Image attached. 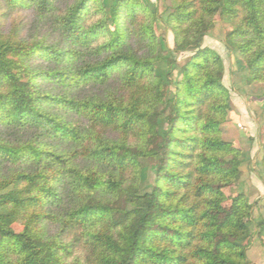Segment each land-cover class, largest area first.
Returning a JSON list of instances; mask_svg holds the SVG:
<instances>
[{
	"label": "trees",
	"instance_id": "obj_1",
	"mask_svg": "<svg viewBox=\"0 0 264 264\" xmlns=\"http://www.w3.org/2000/svg\"><path fill=\"white\" fill-rule=\"evenodd\" d=\"M2 1L50 29L30 40L0 30V264H248L252 205L244 193L226 204L224 191L241 164L220 129L230 95L201 41L218 13L231 26L226 47L264 82V0H170L173 48L157 8L139 0ZM148 158L154 181L141 193Z\"/></svg>",
	"mask_w": 264,
	"mask_h": 264
},
{
	"label": "rangeland",
	"instance_id": "obj_2",
	"mask_svg": "<svg viewBox=\"0 0 264 264\" xmlns=\"http://www.w3.org/2000/svg\"><path fill=\"white\" fill-rule=\"evenodd\" d=\"M139 1L149 3L150 6L157 8L160 19L156 23V31L162 35L167 46L173 48V34L165 28L162 21L172 12L171 1ZM49 29L48 19H40L34 9L11 11L0 0V30L3 33H17L20 37L30 40L32 38L45 37ZM230 29L229 23L217 13L212 27L206 29V34L201 41V47L215 51L222 60L224 69L222 84L229 92L231 109L226 120L220 124L221 135L225 141L230 142L238 150L237 155L241 161L238 182L224 189L225 194L229 197V201L226 204H229L230 199L235 195L244 193L248 202L252 205L251 215L248 219L250 240L246 245L247 260L248 264H264V167L261 164L263 156L262 146L264 144V82L260 80L250 82L248 80V69L244 61L235 51L226 47V38ZM193 51L174 55L176 59L175 67L171 71V75L168 78V75L165 77L162 102L158 110L161 109L163 101L170 97L171 92L174 90L172 82L175 78H178L180 67L192 55ZM168 70L169 68L164 62L159 63L158 71L161 74L165 75ZM253 84H256V86L252 89L251 94L243 92L246 86ZM111 85L110 83L107 86H88L82 89L79 94L81 96L104 95ZM238 101L248 111L250 119L247 123L237 122L235 117L233 119L237 111L236 103ZM166 126L165 120L160 119L154 127V131L159 132ZM229 131L235 134V139H229V135H227ZM139 161L141 172L138 187L141 193L149 192L154 181V168L157 160L148 158L140 159ZM113 206L128 208L123 199H118L113 203ZM12 227L16 232H20L23 228V221L15 222ZM55 231L56 227H52L49 230L50 234H54ZM75 255L83 256L78 249L75 251Z\"/></svg>",
	"mask_w": 264,
	"mask_h": 264
},
{
	"label": "crops",
	"instance_id": "obj_3",
	"mask_svg": "<svg viewBox=\"0 0 264 264\" xmlns=\"http://www.w3.org/2000/svg\"><path fill=\"white\" fill-rule=\"evenodd\" d=\"M255 86H256V84L248 85L243 89L244 90L243 92H246L247 94H251L252 93L251 91L253 88H255ZM253 98H255V97H253ZM239 102L240 101H238L236 103L237 111L235 112L233 119L235 117L237 122L244 124V123H247L249 121L250 117H249L248 111L245 109V107H243V104H240ZM227 135H229L228 137L230 140L235 139V134L233 132L229 131Z\"/></svg>",
	"mask_w": 264,
	"mask_h": 264
}]
</instances>
